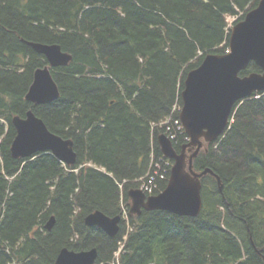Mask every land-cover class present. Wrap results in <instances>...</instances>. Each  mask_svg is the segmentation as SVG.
Returning a JSON list of instances; mask_svg holds the SVG:
<instances>
[{
  "label": "trees",
  "instance_id": "trees-1",
  "mask_svg": "<svg viewBox=\"0 0 264 264\" xmlns=\"http://www.w3.org/2000/svg\"><path fill=\"white\" fill-rule=\"evenodd\" d=\"M257 4L0 0V264H55L64 248H96V264L114 262L125 224L111 238L86 226L85 217L120 214L117 183L125 181L129 203L127 192L146 174L151 153L162 156L158 137L166 129L159 124L179 120L186 75L206 55L226 53L227 15ZM29 42L59 45L72 56L52 71L60 93L52 103L26 100L35 72L48 64ZM251 73L262 70L252 62L240 76ZM28 111L73 141L74 166L51 154L12 156V121ZM185 138L181 131L173 142L177 152ZM194 169L213 172L201 178V214L157 210L132 217L135 231L120 264H264V92L235 105L229 128L204 143ZM158 183L163 190L168 181Z\"/></svg>",
  "mask_w": 264,
  "mask_h": 264
},
{
  "label": "water",
  "instance_id": "water-1",
  "mask_svg": "<svg viewBox=\"0 0 264 264\" xmlns=\"http://www.w3.org/2000/svg\"><path fill=\"white\" fill-rule=\"evenodd\" d=\"M28 45L44 56L49 65L35 72L26 100L35 105L52 103L60 93L51 69L67 66L72 56L63 52L59 45L33 42ZM229 49L230 53L224 55H206L199 67L186 75L181 93L180 120L190 142L178 153L166 136L158 137L162 153L174 162L171 177L159 195L147 198L139 190L129 191L132 215H140L143 210L166 211L185 217L200 215L203 208L200 178L206 174L213 175L210 169L202 173L193 169V160L203 148V140L213 143L219 139L229 127L235 105L264 92V0L233 27ZM252 62L261 68L262 73L240 76ZM12 124L17 132L11 146L14 158L30 159L41 153H50L67 165L76 163L73 141L52 133L33 111H28L25 118L15 117ZM217 179L220 184V179ZM120 221V216L111 218L101 211L87 215L84 220L86 226L99 227L111 238L119 232ZM54 223L55 218L52 217L46 229L50 231ZM97 257L96 248L80 252L64 248L55 264H95Z\"/></svg>",
  "mask_w": 264,
  "mask_h": 264
},
{
  "label": "bare ground",
  "instance_id": "bare-ground-1",
  "mask_svg": "<svg viewBox=\"0 0 264 264\" xmlns=\"http://www.w3.org/2000/svg\"><path fill=\"white\" fill-rule=\"evenodd\" d=\"M148 178V177H147ZM150 178V177H149ZM149 183H153L155 181H152L151 179H147Z\"/></svg>",
  "mask_w": 264,
  "mask_h": 264
},
{
  "label": "built area",
  "instance_id": "built-area-1",
  "mask_svg": "<svg viewBox=\"0 0 264 264\" xmlns=\"http://www.w3.org/2000/svg\"><path fill=\"white\" fill-rule=\"evenodd\" d=\"M172 136V138H174L175 136L174 135H171ZM147 190H148V188H147Z\"/></svg>",
  "mask_w": 264,
  "mask_h": 264
}]
</instances>
